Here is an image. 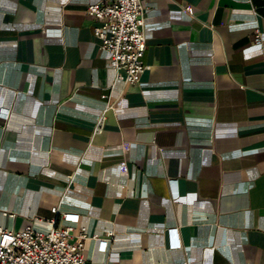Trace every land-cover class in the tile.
Segmentation results:
<instances>
[{"label":"crops","instance_id":"1","mask_svg":"<svg viewBox=\"0 0 264 264\" xmlns=\"http://www.w3.org/2000/svg\"><path fill=\"white\" fill-rule=\"evenodd\" d=\"M98 1L0 0V227L59 204L84 264H264V0H150L134 84Z\"/></svg>","mask_w":264,"mask_h":264},{"label":"built area","instance_id":"2","mask_svg":"<svg viewBox=\"0 0 264 264\" xmlns=\"http://www.w3.org/2000/svg\"><path fill=\"white\" fill-rule=\"evenodd\" d=\"M149 1L100 0L87 5V15L98 22L94 35L107 65L114 70L116 79L131 84L139 82L146 67L143 55ZM185 11L191 13L190 7L185 6ZM263 40L264 34L256 30L254 43L261 45ZM104 118V113L99 116L95 130L101 128ZM51 213L52 227L47 231L32 226L22 230L0 227V264H84L86 233H75L69 224H57L56 215L60 214L62 220L67 218V213L60 212L59 204L51 207Z\"/></svg>","mask_w":264,"mask_h":264}]
</instances>
